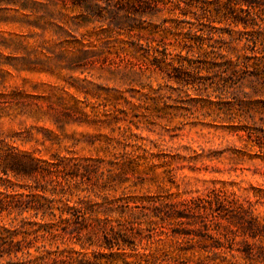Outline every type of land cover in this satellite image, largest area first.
Returning a JSON list of instances; mask_svg holds the SVG:
<instances>
[{"label":"rangeland","instance_id":"1","mask_svg":"<svg viewBox=\"0 0 264 264\" xmlns=\"http://www.w3.org/2000/svg\"><path fill=\"white\" fill-rule=\"evenodd\" d=\"M231 1L0 0V151L47 173L62 161L77 176L63 175L56 205L90 210L72 211L85 228L64 240L48 233L57 217L0 212L7 249L22 241L31 258L58 249L100 264H264V236L240 219L264 226V96L225 73L247 41L264 48V0ZM49 177L0 179V192L52 198Z\"/></svg>","mask_w":264,"mask_h":264},{"label":"trees","instance_id":"2","mask_svg":"<svg viewBox=\"0 0 264 264\" xmlns=\"http://www.w3.org/2000/svg\"><path fill=\"white\" fill-rule=\"evenodd\" d=\"M142 1V0H141ZM150 1L153 2H161L163 0H144L147 4H150ZM230 7H232V1L228 0ZM171 3H175L170 1ZM207 0H199V6L204 7ZM261 0H236V5H246V6H255L256 4H260ZM74 5H81L86 7L89 5L87 0H73ZM179 8H181V4L177 3ZM233 8V7H232ZM160 11V10H159ZM166 22V21H165ZM188 32L194 33V29L189 28ZM254 46L250 47V41H247L245 44V51H251L250 53H245L244 55L235 54V59L229 58L225 60V65L228 64L225 73H227V77L232 80L233 85H238V87H242L244 81H248L250 87L253 91V94L245 93L246 96H255V97H262L264 96V48L259 51L257 47V42L254 41ZM264 45V44H263ZM156 52H161L159 48L155 49ZM165 56L167 55V50L164 49ZM222 58H227L225 55ZM226 77V78H227ZM241 83V84H240ZM258 138L259 146L261 148L264 147V134ZM41 161L34 158L31 155L17 153L15 151H10L9 153L2 154L0 151V171L2 175H0V179H6L9 183H11V176L16 178L19 177H36L41 176L45 178L50 176L49 179H46L47 182L53 184V191H52V198H49L44 195H39L35 192V188H28L26 189L27 192H20L15 189V186L12 185V191H9L8 188L5 187V191L0 192V212L8 211L10 213H17L23 214L25 212L34 211L36 215H42V217H46L47 215L57 217L59 222H53L47 224L49 226L48 233L51 235L53 240H64L67 235L72 237H77L85 227L80 226H73L71 222L72 211H76L78 216L83 217L86 219V215L90 211L88 208H84L81 204H77L74 206L70 205L69 199H60L59 205H56L55 194L58 188L63 187V175H71V178L76 177V174L73 173H66V168L64 164H52L53 167L56 168L53 172H43L40 170ZM47 173V174H45ZM38 191V190H36ZM46 191V190H45ZM220 205L223 202H219ZM238 210V215L246 213V210L243 206H236ZM55 210L59 211V214L55 213ZM68 215V216H66ZM245 216V215H244ZM242 220L246 222V225L243 226L244 232L252 238H257L260 236H264V226L259 223L256 219H253L251 216H241ZM77 223V222H76ZM58 226V227H57ZM78 241H80L78 239ZM21 247L16 250L12 251L11 249H7L8 246L14 244V239L10 237L7 239L2 234H0V264H100L98 261H93L87 259L85 257H71L66 256L65 259H62L63 253H58V249L56 252L57 255H60L57 258H50L52 253L48 252V250H42V254L46 252L48 255H41L36 258H31V254L29 251L23 252L24 247L22 246V241L15 242ZM8 244V246H5ZM108 248L112 250V256H119V252L121 250L120 246H118V253L113 252L114 245L106 244ZM45 248V246H43ZM9 248V247H8ZM21 251L22 253L26 254L22 257L17 256V252ZM13 254L15 257L13 258ZM6 255L10 257L8 260H5ZM124 264H131L127 261ZM171 264V263H168Z\"/></svg>","mask_w":264,"mask_h":264}]
</instances>
